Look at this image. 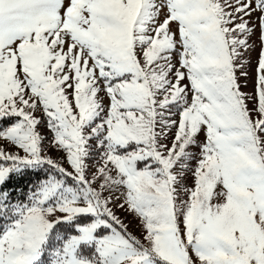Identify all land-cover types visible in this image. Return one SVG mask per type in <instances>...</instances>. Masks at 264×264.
Here are the masks:
<instances>
[{
  "label": "snow or ice",
  "instance_id": "1",
  "mask_svg": "<svg viewBox=\"0 0 264 264\" xmlns=\"http://www.w3.org/2000/svg\"><path fill=\"white\" fill-rule=\"evenodd\" d=\"M0 264H264V0H0Z\"/></svg>",
  "mask_w": 264,
  "mask_h": 264
}]
</instances>
